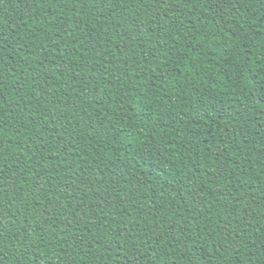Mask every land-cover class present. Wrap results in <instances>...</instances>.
<instances>
[{
    "label": "trees",
    "instance_id": "1",
    "mask_svg": "<svg viewBox=\"0 0 264 264\" xmlns=\"http://www.w3.org/2000/svg\"><path fill=\"white\" fill-rule=\"evenodd\" d=\"M0 264H264V0H0Z\"/></svg>",
    "mask_w": 264,
    "mask_h": 264
}]
</instances>
